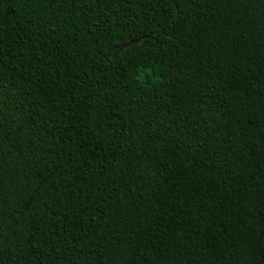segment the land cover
Here are the masks:
<instances>
[{
    "label": "trees",
    "instance_id": "obj_1",
    "mask_svg": "<svg viewBox=\"0 0 264 264\" xmlns=\"http://www.w3.org/2000/svg\"><path fill=\"white\" fill-rule=\"evenodd\" d=\"M0 264H264V0H0Z\"/></svg>",
    "mask_w": 264,
    "mask_h": 264
},
{
    "label": "water",
    "instance_id": "obj_2",
    "mask_svg": "<svg viewBox=\"0 0 264 264\" xmlns=\"http://www.w3.org/2000/svg\"><path fill=\"white\" fill-rule=\"evenodd\" d=\"M142 42V40H139V41H133V42H131V43H129V44H127V45H125V46H123V47H121L120 49H119V51L115 54V57H114V60H116L125 50H127V49H129V48H131V47H133V46H135V45H137V44H139V43H141Z\"/></svg>",
    "mask_w": 264,
    "mask_h": 264
}]
</instances>
